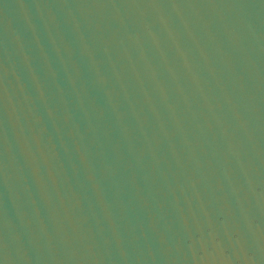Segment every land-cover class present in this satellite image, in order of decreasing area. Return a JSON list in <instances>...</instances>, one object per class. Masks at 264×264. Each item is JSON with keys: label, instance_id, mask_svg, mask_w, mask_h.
I'll use <instances>...</instances> for the list:
<instances>
[{"label": "water", "instance_id": "obj_1", "mask_svg": "<svg viewBox=\"0 0 264 264\" xmlns=\"http://www.w3.org/2000/svg\"><path fill=\"white\" fill-rule=\"evenodd\" d=\"M0 264H264V0H0Z\"/></svg>", "mask_w": 264, "mask_h": 264}]
</instances>
